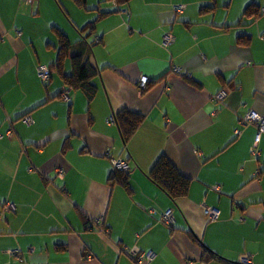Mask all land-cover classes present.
Returning <instances> with one entry per match:
<instances>
[{
	"label": "crops",
	"instance_id": "crops-1",
	"mask_svg": "<svg viewBox=\"0 0 264 264\" xmlns=\"http://www.w3.org/2000/svg\"><path fill=\"white\" fill-rule=\"evenodd\" d=\"M251 4L264 8L0 0V264H138L134 247L155 253L150 264H264V133L255 147L257 126L241 124L250 110L264 115V14L246 16ZM91 23L92 34L80 30ZM56 28L98 68L91 102L70 89L62 99L61 76L43 82L37 73L57 59ZM167 32L174 40L164 45ZM124 108L144 117L126 143L108 122ZM162 155L192 180L176 201L148 176ZM113 158L128 163L132 192L109 183ZM168 210L172 225L161 219ZM204 246L222 259L205 260Z\"/></svg>",
	"mask_w": 264,
	"mask_h": 264
},
{
	"label": "trees",
	"instance_id": "trees-1",
	"mask_svg": "<svg viewBox=\"0 0 264 264\" xmlns=\"http://www.w3.org/2000/svg\"><path fill=\"white\" fill-rule=\"evenodd\" d=\"M75 1L81 7H85L86 5V0ZM127 1L128 0H117V2ZM257 6L258 5L256 4H251L246 9L245 15L252 19H257L259 16L264 14V9L262 8L263 10H261V8ZM203 11L211 12L213 11V8L205 7ZM87 28H89L88 35L92 34L94 30V25H92L91 23L80 30L83 31ZM55 32L59 39V54L57 56V59L50 66H48L50 68L51 76L53 72H57L63 79V83L67 89L81 91L86 96L87 100L91 102L95 98L97 93V86L92 82V78L95 77L98 72L97 66L92 64L90 61L85 60L82 53L72 54V43L69 41L66 34L57 28L55 29ZM249 41V35H242L238 38V43L243 45H247ZM82 45L84 48L89 45V43L88 41L83 39ZM84 49L83 51H85ZM66 60L71 62L70 73H66L64 70ZM189 81L192 84L201 87V83L198 82L196 79L192 78L189 79ZM26 116H24L23 119H25ZM114 116L116 118V123L125 143L128 142L131 136L135 133L144 118L143 115L134 112L128 108L120 110L119 112L115 113ZM130 170L131 169L127 170L115 167L114 171L109 176V183L111 185L120 184L124 187L126 191L132 192L133 188L131 186L129 175ZM148 176L151 181H153L163 192H165L174 201L186 196L191 188V178L181 174L176 165L165 155H162L158 158V160L148 173ZM101 220L102 218H98L97 222L100 223ZM193 237L195 240L199 241V239H197L194 235ZM203 254L205 260L214 258L222 259V257L217 255V253H214V251H212L206 246L203 247Z\"/></svg>",
	"mask_w": 264,
	"mask_h": 264
},
{
	"label": "built area",
	"instance_id": "built-area-1",
	"mask_svg": "<svg viewBox=\"0 0 264 264\" xmlns=\"http://www.w3.org/2000/svg\"><path fill=\"white\" fill-rule=\"evenodd\" d=\"M32 1V0H29ZM113 3H117V0H111ZM177 12H182L184 9V5H178L175 7ZM264 9V8H263ZM174 40V36L172 35V33L167 32L164 35V39H163V44L164 45H168L170 43H172ZM37 73L39 75V77L41 78V80L43 81H48L50 79L51 73H50V68L47 65H39L37 67ZM149 77L144 75L141 77L140 79V88H144L146 83L148 82ZM227 96V91L225 89H222L220 91H218L213 98L215 100L218 101H222L225 99V97ZM61 98L64 100H69L70 99V95H69V89L65 88L62 93H61ZM24 121L28 124L33 123V119L31 116H26ZM109 123H116V118L114 116V114L109 118L108 120ZM241 124L242 125H247V124H255L258 128V134L257 137L255 139V147L258 145L260 139H261V135L262 133H264V115L257 113L254 110H250L241 120ZM241 132V130L236 129V133L239 134ZM9 135H11V132H9ZM1 136V134H0ZM113 163L114 166L120 169H127L129 170L130 167L128 165V163L124 160H118L113 158ZM62 172V170H60ZM219 186L217 185L216 188H218ZM6 209H14V204L12 203H8L6 204ZM205 213L206 215L211 219V220H216L219 218V214H220V210H218L215 207L212 206H205ZM162 221L172 225L175 222L173 213L171 210L166 211L163 216H162ZM101 230H104V228H100ZM131 254L132 256L135 258L136 262L138 264H150L154 258H155V253L153 251H142L140 250L138 247H134L131 250ZM244 264H252V261L250 258L244 259L243 260Z\"/></svg>",
	"mask_w": 264,
	"mask_h": 264
}]
</instances>
